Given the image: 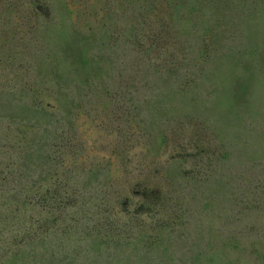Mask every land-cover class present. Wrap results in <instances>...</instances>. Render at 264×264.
<instances>
[{
    "label": "trees",
    "instance_id": "trees-1",
    "mask_svg": "<svg viewBox=\"0 0 264 264\" xmlns=\"http://www.w3.org/2000/svg\"><path fill=\"white\" fill-rule=\"evenodd\" d=\"M4 1L11 2L5 14L15 12L21 26L55 27L52 0ZM190 1L81 0L77 20L68 23L79 54L60 60L72 79L53 66V58L35 62V79L50 84L53 103L26 93L0 94V264H65L69 256L82 257L83 264H116L118 258L126 264L140 256L132 228L157 216L176 192L171 178L164 191L166 182L133 174L124 144L149 137L142 113L153 110L154 121L161 120L172 91L167 80L175 92H185L195 65L179 58L190 29L176 25L181 12L195 6ZM212 33L211 41L217 37ZM202 37L204 43L208 37ZM90 110L106 112L108 119L112 113L117 121L109 158L105 148L101 154L86 146L72 121V114Z\"/></svg>",
    "mask_w": 264,
    "mask_h": 264
},
{
    "label": "rangeland",
    "instance_id": "rangeland-1",
    "mask_svg": "<svg viewBox=\"0 0 264 264\" xmlns=\"http://www.w3.org/2000/svg\"><path fill=\"white\" fill-rule=\"evenodd\" d=\"M193 2L176 25L190 29L179 58L195 65L185 92H175L167 80L173 92L158 112L161 120L154 121L153 110L142 113L149 137L124 144L133 174L142 171L161 182L171 178L176 192L169 210L132 228V245L141 252L126 264H264V0ZM10 3L0 0V94L26 93L53 103L50 84L35 79V62L53 58V66L72 79L60 60L79 54L68 23H75L82 2L52 0L55 27L49 29L21 26L15 12L5 14ZM210 32L217 35L213 41ZM26 53V61L19 59ZM51 72L46 69L45 75ZM20 85L28 89L21 91ZM113 115L72 114L84 144L101 154L105 148L106 158L115 140ZM120 260L116 264L124 263ZM65 264H83L82 257L69 256Z\"/></svg>",
    "mask_w": 264,
    "mask_h": 264
}]
</instances>
